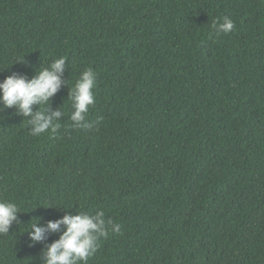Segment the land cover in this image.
<instances>
[{
    "label": "trees",
    "instance_id": "obj_1",
    "mask_svg": "<svg viewBox=\"0 0 264 264\" xmlns=\"http://www.w3.org/2000/svg\"><path fill=\"white\" fill-rule=\"evenodd\" d=\"M60 57L55 132L0 105V200L21 211L0 264H44L64 227L33 243V222L98 211L121 229L87 264H264V0H0V82Z\"/></svg>",
    "mask_w": 264,
    "mask_h": 264
},
{
    "label": "clouds",
    "instance_id": "obj_2",
    "mask_svg": "<svg viewBox=\"0 0 264 264\" xmlns=\"http://www.w3.org/2000/svg\"><path fill=\"white\" fill-rule=\"evenodd\" d=\"M212 27L218 35L227 34L234 29L235 22L229 17H224L223 23L214 21ZM65 63V57L56 58L49 66L41 68L34 78L28 79L24 75L13 74L0 82V105L3 108L14 107L18 114L27 117L32 135L39 136L48 130L55 132L60 127L58 118L64 115V112L60 108L48 114L47 107L49 99L61 86L60 77ZM95 81V72L87 68L81 72L71 89L69 95L73 109L71 121L76 126L90 127L85 122V117L95 101L92 91ZM34 105L39 106L35 112ZM20 212L16 203L0 200V235L9 233ZM104 216L103 211H98L94 215L86 212L67 214L61 219L48 221L43 227L37 226L35 221L29 228L31 229L29 238L33 243L43 241L46 233L59 232L63 226L64 231L59 239L49 244L43 251L44 264H87L88 259L97 251L101 237H106L109 230L120 232V224L113 223L110 219L106 221Z\"/></svg>",
    "mask_w": 264,
    "mask_h": 264
}]
</instances>
